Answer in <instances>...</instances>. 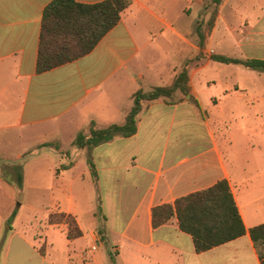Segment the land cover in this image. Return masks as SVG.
Segmentation results:
<instances>
[{
	"label": "crops",
	"instance_id": "0c3cea01",
	"mask_svg": "<svg viewBox=\"0 0 264 264\" xmlns=\"http://www.w3.org/2000/svg\"><path fill=\"white\" fill-rule=\"evenodd\" d=\"M53 1L0 0V166H13L15 174L14 167L20 166L24 155L40 158L42 151H33L51 143L53 134H66L70 125H77L81 132L92 123L98 129L124 124L136 92L159 87L152 79L160 76L169 78L171 84L190 65L179 50L189 37L179 25L184 0H132L120 23L91 53L39 74L43 14ZM77 1L93 5L106 0ZM161 58L165 65H159ZM208 76L213 75H208L204 67L190 74L191 93L183 102L167 103L161 99L143 103L136 135L117 137L90 151L97 180L91 174L89 156L77 153L80 149L70 155L54 153L66 162H73L66 170L55 165L51 173L53 182L49 191L56 201L54 209L74 216L84 229L82 199L73 194L77 186L83 191L85 181L90 183L93 195L96 193L92 222H96L100 202L109 237L114 235L118 239L114 241L119 251L117 264H262L249 231L264 224V208L255 207L258 191L264 190V153H252L251 168L245 169L234 134L231 152L236 153H225L212 133H206L208 123L202 113L212 109V98L224 90L215 96L211 94L206 104L202 102L200 89L208 86ZM191 98L196 100L195 104ZM177 124L181 142L171 151L173 127ZM249 125L248 131L254 122ZM195 128H201L204 136L193 135ZM199 146H202L199 151L184 153L185 147ZM81 159L85 168L77 173ZM30 168L32 165H25L23 191ZM222 180H228L231 186L247 235L197 253L193 238L180 230L177 218L154 229L155 207L174 204L177 199L206 190ZM16 189L11 180L0 178V190L12 193L13 202ZM14 212L16 218L19 211ZM111 214L119 221L118 226L111 223ZM5 219L6 216L0 217V264L3 258L4 264H10L11 256L5 229L13 231V228L7 226ZM33 241L34 244L23 237V242L44 259L41 264H57L48 262V254H42ZM66 264L85 263L67 260ZM89 264L101 263L94 255Z\"/></svg>",
	"mask_w": 264,
	"mask_h": 264
},
{
	"label": "rangeland",
	"instance_id": "374dc122",
	"mask_svg": "<svg viewBox=\"0 0 264 264\" xmlns=\"http://www.w3.org/2000/svg\"><path fill=\"white\" fill-rule=\"evenodd\" d=\"M178 5L179 3L176 2V6ZM216 9L212 0H184L179 25L185 28L189 37L179 50L184 53V59L190 61L187 68L189 75L197 73L200 67L206 68L208 75H213L207 77L208 86L200 89L202 102L206 104L211 94L215 96L224 89L222 94L212 98V109L202 113L203 120L208 123L206 133L207 131L212 133L225 153H236L234 150L231 152L234 134L237 152L241 154L243 163L245 160V169L249 170L252 165L250 162L252 153H264V72L236 65L217 66L212 61V56L223 55L235 59L264 57V0H223L215 15ZM159 61V65L166 64L162 58ZM152 80L156 86L172 84L167 77L160 76ZM145 92L150 91L147 89ZM193 99L190 100L195 104L196 100ZM185 100L186 96L177 93L172 100L166 102L176 104ZM79 121L77 120L76 123ZM253 122L254 127H251L253 130L250 128V132L247 126H251ZM92 124L87 128L83 124L82 127L86 129L81 132L78 131L77 125H70L66 134L59 136L53 134L49 139L51 143L41 145L33 151L39 153L41 150L43 155L40 158L24 155L19 161L21 173L24 174L25 165H32V168L27 169L28 182L24 191L23 186L18 185L17 175L12 170L13 166H0V178L11 180L17 188L15 202L12 201V193L0 190V217L6 216L7 226L13 228V231L5 229V237H7L5 242L7 247L9 245L11 248L10 264H41L44 260L32 247L23 242V237L33 244L35 240L40 252L48 254L46 257L48 262L66 264L68 260L71 263L89 264L94 261V255L101 264L106 262L112 264L110 255L117 261L119 251L114 241L118 239L114 235L112 238L109 237L103 219L96 218V222H92L91 212L96 193L93 195L92 187L87 181H85L86 189L82 191L77 186L73 194L77 199H82L84 229L75 219L83 232V237L86 236L84 240L78 243H75L77 239L69 242L66 238L68 233V226L64 224L66 222L61 220L63 222L61 226H51L48 219L51 213H60L54 209L56 201L49 191L53 182L51 173L54 171V166L61 170L73 166V162H66L54 153L70 155L80 149L77 153H83L82 156L87 158L91 152L87 148H79L77 138L79 135L88 137ZM173 130L171 151L181 142L177 136L181 131L180 126L177 124ZM203 132L201 128H195L193 135L204 136ZM201 147H185L184 153L199 151ZM82 160L77 166V173L85 168ZM260 164L256 165L260 166ZM103 192L104 183L101 185V194ZM255 205L258 209L264 208V190L258 191ZM16 210L19 211L18 216L13 218L12 213ZM110 216L111 223L118 226L119 221L116 216L114 214ZM12 237L13 241L10 242ZM102 238L106 239L105 243ZM96 244L97 250H94Z\"/></svg>",
	"mask_w": 264,
	"mask_h": 264
},
{
	"label": "trees",
	"instance_id": "16d2710c",
	"mask_svg": "<svg viewBox=\"0 0 264 264\" xmlns=\"http://www.w3.org/2000/svg\"><path fill=\"white\" fill-rule=\"evenodd\" d=\"M218 7L223 0H212ZM132 5V0H106L102 3L87 5L77 0H54L43 14L37 72L51 71L67 63L74 62L91 53L99 42L113 30ZM215 11V15L217 13ZM214 62L236 65L264 72V59H235L223 55L212 56ZM177 93L188 96L191 93L190 75L187 68L179 72L170 86L154 87L150 92L142 89L133 96L134 105L124 124H114L104 129L94 125L90 135H79L77 145L89 151L115 140L117 137L130 138L138 132L139 115L143 103L158 100H172ZM91 174L97 180V170L91 156L87 159ZM68 169L67 167L63 170ZM19 186L23 185V174L15 166ZM13 213V218L16 216ZM95 216L106 221L101 203ZM59 218V219H57ZM177 218L180 230L193 238L197 253H204L247 235L239 207L228 180H222L214 186L188 196L179 198L174 204H164L153 209V227L157 229ZM50 225L68 226L69 241L82 238L83 232L76 219L65 213H51ZM62 220V221H61ZM251 239L259 258L264 264V224L252 228ZM105 243L106 239L102 238ZM112 264L117 261L110 255Z\"/></svg>",
	"mask_w": 264,
	"mask_h": 264
},
{
	"label": "built area",
	"instance_id": "2783aa9c",
	"mask_svg": "<svg viewBox=\"0 0 264 264\" xmlns=\"http://www.w3.org/2000/svg\"><path fill=\"white\" fill-rule=\"evenodd\" d=\"M97 246H98V245L96 244V245L94 246V248H93V249H94V250H97Z\"/></svg>",
	"mask_w": 264,
	"mask_h": 264
}]
</instances>
